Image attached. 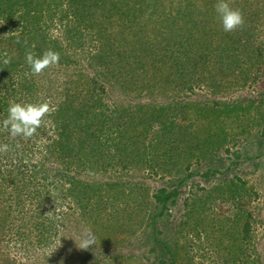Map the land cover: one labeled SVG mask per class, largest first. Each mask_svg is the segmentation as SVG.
Returning <instances> with one entry per match:
<instances>
[{
    "label": "trees",
    "instance_id": "trees-1",
    "mask_svg": "<svg viewBox=\"0 0 264 264\" xmlns=\"http://www.w3.org/2000/svg\"><path fill=\"white\" fill-rule=\"evenodd\" d=\"M160 1L0 0V120L7 116L8 104L13 100H48L55 108L29 140L0 131V143L9 144L11 149L0 154V264H17L11 254L13 249L27 255L32 249L50 247L67 215L63 205L77 209L81 219L99 231L110 230L115 221H128L126 216L133 219L130 212L141 209L150 195L149 186L143 179L135 181L118 174L136 171L152 178L170 179L164 182L168 186L155 187L150 195L152 211L142 229L146 232L147 245L139 251L148 263L193 264V235L208 241L213 254L210 264H264V256L258 254L251 232L253 212L247 201L239 207L241 201L255 193L239 178L232 180L217 200L237 204L238 208L231 214L213 211L209 215L215 198L203 186L198 185L184 198L179 219L171 228V233L191 236L183 242L182 254L172 247L170 239L165 242L159 238L163 228L156 224L169 215L167 209L177 202L180 187L197 172L193 169L186 173L190 165L188 162L182 165L179 152L182 135L178 137L182 125L174 119L178 117L180 102L152 106L147 102L121 104L108 99L107 85L131 92L138 90L136 80L147 75L146 65L153 62H147L148 52L160 57L165 46L152 44L143 37L128 46H119L123 43L116 41L115 34L107 33L103 23L117 22L137 35L144 31L143 25L137 26V10L149 8L153 16ZM200 2L197 5L196 1L184 0L185 4L175 13L166 9L155 14L168 34L174 31L177 35V40L166 42L170 49L166 47L163 54L169 56L163 62L170 71L161 77L164 83L172 82L177 91L192 93L195 87L203 85L212 89L220 87L223 78L215 64L219 68L221 58L226 60V56L234 55L235 49L242 52L249 67L254 64L253 59L259 64L258 69L264 62L259 28L264 6L259 0H230L245 18L244 27L232 33L222 30L214 9L216 0ZM55 28H58L57 36H48ZM87 45H92V51L79 60ZM49 48L60 54L58 65L52 68H73L68 79L58 85L57 93L54 84L39 83L47 69L41 75H33L25 62L26 50L40 55ZM5 55L12 58L8 65L2 63ZM123 61L128 63L126 69L122 68ZM84 64L90 71L82 68ZM242 101L214 102L218 108L222 106L216 114H249L255 100L246 107ZM192 103L199 108L207 107L205 110L215 107H208L202 101ZM189 104L180 105L187 108ZM215 118L216 122L222 121L217 115ZM259 119L258 136L264 139V106ZM213 131L217 135L222 128ZM226 137L218 135L212 142H193L197 146L195 151L200 150L195 158L216 160L215 167L222 165L228 169L233 159L226 162L220 153H215L224 146ZM185 140L192 144L191 137ZM224 151L228 149L225 147ZM232 156L239 158L240 154L236 151ZM216 169L207 168L205 173ZM83 175L94 177L87 180ZM104 176L107 179L103 180ZM170 183L173 184L169 189ZM198 206L203 209L202 214ZM117 255L104 258L105 263L89 246L81 252V259L85 264H117Z\"/></svg>",
    "mask_w": 264,
    "mask_h": 264
},
{
    "label": "rangeland",
    "instance_id": "rangeland-1",
    "mask_svg": "<svg viewBox=\"0 0 264 264\" xmlns=\"http://www.w3.org/2000/svg\"><path fill=\"white\" fill-rule=\"evenodd\" d=\"M191 1H196L197 5L201 4L200 0ZM160 2L153 16H150L149 8L143 7L137 10L135 15L139 16L137 17V19H139V25L137 26L140 27L143 25L142 29L144 30L137 35L129 33L126 27H121L117 22L112 25L103 23V26L107 28V33L110 32L116 35V41L120 40L123 43L119 46H128L131 44V41L143 37V39H149L152 44L159 45L160 47L165 46L166 48V44L170 41L177 40V35L174 31L168 34L167 29L163 28L164 26L159 23V19H156L155 14L161 13L166 9L175 13L176 9L185 3L184 0H161ZM259 3L264 6V0H259ZM231 4L235 7L233 2H231ZM135 16L133 18H135ZM54 24H56V22ZM259 28L260 38L264 48V14ZM57 34L58 28H55L49 32L48 36L51 35L52 37H56ZM63 46H65V43H63ZM90 46L92 45H87L84 54L82 53L79 55V60L80 57L85 56L87 52L92 51ZM165 48L161 49L163 58H161L162 56L156 57L153 51L148 52L149 58L147 57V60L149 61L147 62L150 63L151 60H153V62L151 65H146L149 66L147 75L141 77L140 80H136L135 84L138 90L131 92L123 90V87L120 86L108 87L109 85H107V89L109 90L108 99L112 102L121 104L147 102L152 106L168 105L172 101L180 102L178 103V117H174V119L182 125L178 134L179 139L182 135V148H180L179 151L182 153V165H185L187 162L189 163L190 167L189 170L185 171L186 173L191 172L193 169L197 172L187 179L186 183L180 187L177 202L170 205L167 209L169 215H165V218L159 220L158 224H156L163 228L159 233V238H162L165 242H168L170 239L172 247L178 248L179 253L182 254V244H184L183 242L187 240V238H191V236L185 233L176 235L175 233H171V228L179 219L184 198L191 190H196L198 185L203 186L205 189L210 190L212 197L215 198V203L213 204V202H211L212 206L209 208V215L212 216L213 211L216 214L222 212L231 214L238 208L237 204H231L228 200L222 202L217 200L220 192L226 191L231 186V181H237L239 178L238 181L244 180L246 182V187L251 188L255 193L250 198L246 197L241 201L239 207L241 209L244 206V201H247L249 209L253 212L251 232L253 234L256 250L263 258L264 139L259 138L258 131L260 127L259 123H261L259 119L260 112L262 106H264V62L258 69L259 64L253 59L254 64H251L249 67V61L241 51L238 52L237 49H235L234 55L231 54L226 56V60L225 57L221 58L220 62H218L220 63L219 68L217 62L215 64V67L219 69L221 78H223L220 87L212 89L203 85L195 87L193 92L190 93L183 90L177 91L173 88L172 82L164 83L162 81L161 77H164L170 71L168 64L163 62V60H167L166 58L169 56V53L163 54L166 50ZM169 49L170 46L167 47V50ZM152 55L155 57L151 59ZM126 64L128 63L123 61L122 68L126 69ZM153 65L155 67H153ZM82 68H85L86 72L90 71L85 64L82 65ZM72 71L73 68H48L39 78V83L42 85H47L48 82L54 84V92L57 93L60 88L58 85L65 82ZM125 76H127V74ZM241 100H244L242 101L244 107L249 106L251 101L255 100V104L249 107V114L232 113L230 116H220V114H216L222 107L218 108L219 106L216 105V103L227 102V104H235L231 102ZM181 101L191 104H189L187 108H184V106L180 105L182 104ZM196 101L206 102L208 107L211 105L215 107L205 110L207 107L204 108L201 106V108H199L196 103H192ZM214 114L218 116L219 120H222L220 123L219 121H215L217 119ZM220 126L222 131L220 133L218 132L217 135L214 134L213 130L218 129ZM218 135L227 136L224 146L217 149L215 153H220L226 162H228V159H233L234 163L229 166L228 169L221 167L222 165L215 167L214 165L217 164L216 160H197V157L195 158L200 150H197V152L195 151V147L197 146L193 142H212L217 139ZM188 137H191L192 144L186 143L187 141L185 139ZM233 137L235 140H233ZM225 147L228 151H224ZM205 148H207V146ZM207 149L209 150L210 148ZM192 151L195 152L194 155H192ZM236 151L240 154L239 158H234L232 156V152ZM207 168H217L216 170L218 171L213 170L216 172L205 173L207 172ZM136 173L126 172L122 175L118 174V176L121 178L123 176L124 178L135 181L143 179L144 182L148 183L150 195L153 194L155 187L168 186L164 182L167 181V179L168 181L170 180L169 178L160 179L158 177H148L145 172L141 173L136 171ZM83 176L87 180H92L94 177V175ZM102 179L105 180L107 177L104 176ZM172 184H169V189ZM150 195H147L145 203L141 204V209L138 207L136 212L134 210L130 212V215L134 216L133 219H128L126 216L128 221H115L114 224L110 226L112 229H105L103 231L95 230L86 224L79 216L77 209H67L65 207L66 205H63L62 210L65 211L67 215L62 222L58 237L55 239L56 241L50 247L38 248L36 250L32 249L27 255L20 250L14 251L13 249L11 254L15 258L17 264H85V261L81 259V252L85 249H80L77 245L84 231L90 229L96 240V243L90 246L98 252L103 262L106 263L104 258L108 259L110 255L118 254L115 259L118 262L117 264H151L150 262L148 263L147 260H144V257L142 258L139 252L141 249H145L147 245L144 242L147 241L146 236L144 237L146 232L142 229L147 224L148 216L151 215L152 211L153 199ZM208 205L210 206V204ZM198 210L200 214H202L203 209L200 206H198ZM161 223L163 225H160ZM118 225L120 228H118ZM116 230L117 233H114L113 231ZM62 238L63 241L61 240ZM192 240L193 247L191 254H193L194 257L193 264H210L213 254L212 251L208 249V241L205 238H196L193 235ZM150 242L154 244L153 239H150ZM197 244L201 245L198 246Z\"/></svg>",
    "mask_w": 264,
    "mask_h": 264
},
{
    "label": "clouds",
    "instance_id": "clouds-1",
    "mask_svg": "<svg viewBox=\"0 0 264 264\" xmlns=\"http://www.w3.org/2000/svg\"><path fill=\"white\" fill-rule=\"evenodd\" d=\"M214 9L224 32L232 33L244 27L243 12L241 9L233 7L230 0H216ZM17 42H20L19 37H17ZM25 43L27 42L25 41ZM11 59V56L5 55L2 63L8 65L11 63ZM59 61L60 54L50 48L44 50L40 55H36L30 50L25 52V62L33 75H41L46 69L58 65ZM54 111V106L48 100L39 102L10 101L7 107V116L0 120V131L8 133L13 138L21 137L24 140H29L36 135L45 118ZM10 150L9 144L0 143V154H6ZM94 243H96L94 234L90 229H86L77 247L88 249Z\"/></svg>",
    "mask_w": 264,
    "mask_h": 264
}]
</instances>
